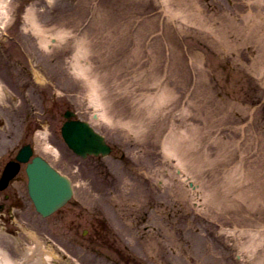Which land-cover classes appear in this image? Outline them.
Returning a JSON list of instances; mask_svg holds the SVG:
<instances>
[{
  "label": "rangeland",
  "instance_id": "374dc122",
  "mask_svg": "<svg viewBox=\"0 0 264 264\" xmlns=\"http://www.w3.org/2000/svg\"><path fill=\"white\" fill-rule=\"evenodd\" d=\"M6 4L0 157L29 141L70 174L75 194L49 216L23 201L0 211V252L12 264H25L29 248L30 264H264V0ZM30 18L55 37L48 48ZM95 91L109 119L92 118ZM66 108L105 135L108 155L67 147ZM21 192L11 183L0 203ZM76 209L117 233L90 242L78 230L79 239ZM61 245L76 254L61 260Z\"/></svg>",
  "mask_w": 264,
  "mask_h": 264
},
{
  "label": "water",
  "instance_id": "95a60500",
  "mask_svg": "<svg viewBox=\"0 0 264 264\" xmlns=\"http://www.w3.org/2000/svg\"><path fill=\"white\" fill-rule=\"evenodd\" d=\"M64 114L70 117L73 112L66 111ZM61 133L67 144L83 156L88 153L105 154L110 150L103 136L86 121L67 119L61 126ZM29 154H31L29 145H24L16 158L26 160ZM26 171L29 194L37 210L42 214L50 213L70 197L72 187L69 178L60 174L39 155L27 163Z\"/></svg>",
  "mask_w": 264,
  "mask_h": 264
},
{
  "label": "flooded vegetation",
  "instance_id": "af4514ba",
  "mask_svg": "<svg viewBox=\"0 0 264 264\" xmlns=\"http://www.w3.org/2000/svg\"><path fill=\"white\" fill-rule=\"evenodd\" d=\"M0 170H1V168H0ZM14 180H16V179H14ZM12 182H10L7 185V187L9 185H11ZM13 183H14V185H15V187H16V189L18 191H20V192L22 191L23 192L24 190H26V184L21 183L19 181H17L16 183L15 182H13ZM22 192L17 194L18 197L15 196V195L11 196V194L3 193L4 200H10L11 197H12V199L10 200L11 201L10 202L11 205L8 204L6 207H5V203L1 202L0 203V211L2 212L4 210H6V212L9 213L10 211H12L13 207H20L21 201H23L26 204H28V197L26 196V194L24 192L23 193ZM75 203H76V201H75ZM75 207H77V205H75ZM75 217H76V220H74V223H75L74 224V232L78 236L79 239H80V232L78 230H81L82 236L87 237L90 242L91 241L94 242L95 238H98V237L102 238V237L108 235L109 234V230H111L110 227L105 224V222L103 224L102 220H98V218H100V215L92 216V218H90L89 220H87L85 222L84 220L82 221L80 219V217H81L80 211L78 209H76ZM84 217L89 218L90 216L88 215V216H84ZM4 220H6L7 223H9V219L8 218L4 219ZM11 223H13L12 222V214H11ZM85 232H88V233H85ZM76 235H73L72 237H77ZM78 244H80L79 240L77 241V245ZM67 246H68V248H67ZM65 247H63L62 245H61V247L59 246V249H61V252H60V254H61L60 259L61 260H64V259L68 258L69 256H71V252H73L72 251L73 250L72 246L65 245ZM110 249L113 252H115V253H120L121 250H122V249H119V248H117L116 246H113V245L110 246ZM74 254H76V253H74Z\"/></svg>",
  "mask_w": 264,
  "mask_h": 264
},
{
  "label": "bare ground",
  "instance_id": "6f19581e",
  "mask_svg": "<svg viewBox=\"0 0 264 264\" xmlns=\"http://www.w3.org/2000/svg\"><path fill=\"white\" fill-rule=\"evenodd\" d=\"M7 1L8 0H0V29L4 26V23H5L6 19L8 18V12H7V8H6ZM28 20L31 22V26L28 25V26H26V28H30L34 33L36 32L37 35L39 36L40 42L42 43L43 47L48 48L49 43H50L49 41H50L51 37L54 38V36H52L50 34H46L45 31L43 30V28L40 25H38L37 23H35L33 18H30ZM58 36H60V38H63V33L59 32ZM87 66H88V64H87ZM73 69H74L75 73H77V74H83L84 76H86V74H87L86 64L85 63L81 64L77 60L74 62ZM97 84H99V82H97V80L92 81V85L94 87H96L95 85H97ZM100 98L101 97L99 96V94H97L96 91H95V93H92L89 97V99L91 100V102L94 104V107H95V113H96L95 116H97V118L109 119L107 116V113H106V108H105L103 102H101ZM44 134H45V131H44ZM45 145H46L44 147L45 150H49V149L51 150V148H49V144H45ZM54 151L57 153V150L54 149ZM188 178L189 177H183L184 180H187ZM193 185L195 186L194 188H196L197 184H195L193 182ZM38 256L43 258L41 252H38ZM11 262H12V259L10 261L9 257L7 255H4V252L3 253L0 252V264H12Z\"/></svg>",
  "mask_w": 264,
  "mask_h": 264
}]
</instances>
